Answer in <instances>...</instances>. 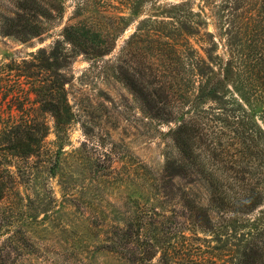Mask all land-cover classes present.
I'll use <instances>...</instances> for the list:
<instances>
[{"label":"rangeland","instance_id":"rangeland-1","mask_svg":"<svg viewBox=\"0 0 264 264\" xmlns=\"http://www.w3.org/2000/svg\"><path fill=\"white\" fill-rule=\"evenodd\" d=\"M20 1L29 8L41 3L0 0V13L11 15ZM59 1L63 11L51 20L36 14L43 27L40 35L21 41L0 33V118L9 122L41 120L47 126L38 155L17 159L0 152L2 167L11 172L0 212L11 221L8 229L19 227L29 242L11 250L9 264H138L136 257L128 259L124 252L108 248L117 230L114 226L126 228L128 221H132L130 229H135V215L152 219L153 235L148 241L157 249L154 257L144 264H160L163 253L176 255L166 247L173 245L177 249L186 244L188 256L183 258V264L188 261V264H236L247 233L264 231V201L251 213L253 221L249 227L238 224L225 227L219 216L212 229H189L186 223L179 224L183 230L181 237L162 241L164 231L172 225L171 209L178 207L164 201L165 191L169 188L171 192L172 187L159 178L165 155L172 152L165 132L174 124H161L148 117L134 89L142 83L149 95L157 93L161 61L155 49L159 42L152 31L161 30L165 35L162 41L184 51L192 45L195 55L203 57L210 45L205 34L208 32L217 41V54L224 58L223 31L229 29L226 24L232 21L240 25V21L250 17L253 19L250 25L256 27L253 36L259 42L264 40V0ZM75 23L95 31L89 38L92 44L88 45L106 52L96 56L93 48L73 49L64 40L62 29ZM59 52L69 55L65 66L47 70L44 61L38 63L41 57L47 59ZM181 62L182 66L187 65V59ZM55 71H60L59 76ZM56 80L63 83L72 111V119L59 142L53 117L40 106L47 93L45 85ZM248 91L249 100L240 101L246 112L234 114H244L248 128L256 124L250 133L260 147L257 171L261 175L253 181L264 182V103L254 99L253 91ZM234 99L232 107L239 108ZM215 104L208 100L198 107ZM224 132L218 130L219 147L228 148L229 155L224 152V157L233 159L232 164L237 165L239 144L233 132L228 129ZM217 171L220 179L234 178L231 171ZM192 173V179L199 178ZM173 180L185 184L183 188H191L198 203L206 204L207 192L197 180H188L190 183L181 177ZM211 214L217 219L216 213Z\"/></svg>","mask_w":264,"mask_h":264},{"label":"trees","instance_id":"trees-1","mask_svg":"<svg viewBox=\"0 0 264 264\" xmlns=\"http://www.w3.org/2000/svg\"><path fill=\"white\" fill-rule=\"evenodd\" d=\"M38 2L41 3L29 8L20 1L16 11H12L11 15L0 13V33L13 35L21 41L40 35L43 27L36 14L51 20L55 14L62 13L63 5L59 0H38ZM252 21L248 17L245 21H240V25H235L234 21L226 24L229 29L225 28L223 31L226 37L223 39L224 44L221 45L224 48L222 53L225 55L224 58L217 54V41L208 32L205 34L210 38V45L204 50L206 56L197 55V57L192 45L184 51L168 41H162L161 38L165 35L161 30L152 31L159 42L155 49L161 61L158 66L157 93L154 96L149 95L142 83L137 85L139 87H135L134 92L138 94L136 97L139 98L141 108L148 117L161 124H174L165 132L170 139L168 146L172 152L165 155L159 178L162 182L166 180L164 183H169L167 186L172 187L171 192L169 188L168 192L165 191L164 201L171 206L178 204V207L171 209L172 225L170 224L164 231L162 241L169 240L168 237L173 239L181 237L183 230L179 229V224L186 223L189 229L196 227L212 229L216 223L218 224L219 216L225 227L235 224L239 227H249L253 221L250 218L251 213L263 204L264 182L253 181L254 177L261 175V172L257 171L258 163L261 161L260 147L250 133L251 130L256 129V124L248 128L244 114H234L236 111L246 112L240 101L249 100L247 97L250 93L249 89L254 92V99L264 103V43H262L264 40L259 42L253 36L252 30H256V27L252 28L250 25ZM62 32L64 40L73 49L87 51L93 48L88 43L95 31L86 30L83 24L65 25ZM138 34L135 36H140ZM219 42L221 41L218 39ZM93 50L96 56L106 52V49L100 47H95ZM67 58L69 55L59 52L58 55L51 54L47 59L41 57L38 63L44 61V68L49 70L52 66H65L64 62H67ZM182 59H187L186 66H182ZM54 73L59 76L60 71ZM239 77L242 82H239ZM54 82L45 85L44 91L47 93L40 101V106L53 117L55 136L59 142L72 119V111L64 93L63 83L57 80ZM129 82L131 84L132 80ZM225 82L228 84L225 85ZM182 85L185 86L183 88L185 90L182 89ZM238 90H241L242 94H239ZM236 96L240 98L234 99ZM233 99L239 108L232 107ZM208 100L216 104L198 107ZM227 129L233 132V137L239 144L237 152L240 158L236 160L242 163L241 165L238 163L233 165L232 163L235 162L233 159L224 157V152H226L225 156L229 155L228 148L219 147L221 140L218 130L220 133H225L224 130ZM46 133L47 126L41 120L31 122L11 119L9 122L0 118V152L17 159L38 155ZM60 145L61 143L59 147L62 149ZM206 155H208L207 159ZM205 159L207 161H204ZM210 159L212 162L209 161ZM216 163L218 166L215 167ZM219 163L223 164L219 165ZM225 163L231 165L225 166ZM218 169L222 173L231 171L234 178L230 180L218 178ZM192 172L199 178L192 179ZM175 177L185 179L186 183L197 180V184L199 186L201 184L207 192L206 204L198 203L195 199L197 196L191 188H183L185 184L183 186L176 184L173 180ZM10 178L11 172L2 167L0 160V201L9 189ZM211 212L216 213V221L212 218ZM155 214L165 217L163 213L155 212ZM134 218L135 229H130L132 221H128L126 228L114 226L120 232L115 231L108 248L116 253L124 252L128 259L129 256H134L139 260L138 264H144L154 257L157 249L148 241L151 240L149 236L153 235L150 234L153 233L152 219L150 216L148 219H143L142 215H135ZM178 218L181 220L179 221ZM234 218L241 222H234L232 220ZM9 225L11 221L0 212V264H9L11 250H17L29 243L22 229L19 227L8 229ZM247 235L236 264H264V231L247 233ZM165 249L176 252V255H171L170 252L163 253L160 264H183V258L188 256L186 253L188 244L183 248L175 249L171 245Z\"/></svg>","mask_w":264,"mask_h":264}]
</instances>
